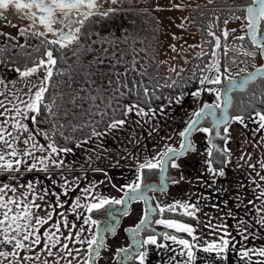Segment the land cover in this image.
I'll use <instances>...</instances> for the list:
<instances>
[{
  "label": "crops",
  "instance_id": "1",
  "mask_svg": "<svg viewBox=\"0 0 264 264\" xmlns=\"http://www.w3.org/2000/svg\"><path fill=\"white\" fill-rule=\"evenodd\" d=\"M38 63L27 68L4 66L0 63V80L4 82L0 84V93H3L0 95V100L4 101L5 107L10 110L4 116H0V121H8L4 124L5 139L9 140L12 148H15L18 153L17 156H11L9 153L12 148L0 144V153L4 154V160L0 161V187L9 186L4 190L5 200L13 199L22 204L39 205L31 209L34 213L33 223L35 217L45 218L48 213H52V219L47 224L38 226L41 234L46 230L55 231L52 225L62 219L60 213L67 216L69 226L75 225V228L61 226V232L64 235H67L69 231L74 234L81 227L86 229L81 237L85 240L84 244L66 241L61 236L62 243H68L72 249H79V253L73 251L72 256H67L66 252L55 255L60 248V245H57L52 249L54 255L50 257L41 246H35L32 251L18 250L20 256L33 257L32 260H25L23 264H41L43 260H48L49 264H54L56 260H59V264H68V260H72V264H84V261L88 260L87 240L97 235V225L83 223L88 216L96 220L86 207L72 211V204L76 198H80L82 205L96 203L101 198L120 199L122 192L128 190L126 186L137 182L138 167L141 163L160 158L168 147H178L182 138L180 133L195 117L194 113L208 102L218 103L216 91H208V89H221L210 84L197 85L190 90L185 99L152 111L142 108L149 113L148 115H140L138 110L134 109L121 119L125 121L123 125L117 128L108 126L92 137L77 142L71 148H60L51 143L35 126L31 119L35 112L26 107L27 103L34 98L36 86L47 76L48 65L40 67L30 77H22L20 72ZM196 91H200L198 97L192 95ZM14 107L19 108L24 115L17 116ZM2 111L3 109H0V112ZM236 116L240 115L232 116L229 123L225 125L229 131L227 144L223 139L222 148L227 147L231 155H227L226 159L230 163L222 166L225 175L218 176L217 193L213 191V183L205 187L207 184L204 178L206 176L203 175V164L201 175L198 167L202 161L206 163L207 161L201 158L197 151L186 159L183 166L181 165L185 168L180 177L185 183L179 182L181 200L184 201L183 203L195 205L198 209L194 222H190L195 229L193 235L196 239L193 240L192 236L183 232L181 235H176L163 231L160 237L155 233H148L143 241L149 236H155L158 245L164 244L167 247L143 245L139 254L146 253L144 264H264V256L259 254L261 250H264V222H262L264 221V196L261 195V192H264V180L257 175V172L264 175V169H261L259 164L260 161H264V141L261 140V137H264V130L254 131L258 127V117L255 114L244 117V124L232 120ZM17 121L27 125L28 131L14 129L12 125ZM8 132L12 135L8 136ZM29 136L33 139L25 144L24 141ZM13 137L19 138L13 140ZM33 144L36 145L35 148ZM49 144H53L58 150V153L51 154L52 158L63 161V164L56 167L46 160L49 167L45 171L42 170L43 165L39 161L47 158L51 153ZM41 146L44 151L40 150ZM59 149L71 151L60 152ZM207 149L204 146L200 148V151L205 155ZM26 152H31L32 155H25ZM241 156L244 159H240ZM9 160L13 163V170L3 166ZM17 160L21 163L17 164ZM32 164H36L35 169L31 168ZM249 164L255 165V169L249 167ZM194 181L198 183L193 184ZM30 183L31 189L27 187ZM11 188H15L16 191L12 192ZM85 189L88 191L86 192ZM41 196L44 198L40 199ZM57 197L63 207L58 206ZM3 211L5 210L0 209V212ZM0 219H3L2 215ZM164 233L188 240L193 245L194 260L188 259V250L182 245L165 240ZM3 238V235H0V240ZM223 239L229 241L223 252L204 251L209 244L220 246ZM13 250L12 244H0V251ZM245 251L248 252L247 256L243 255ZM139 254L132 264H140ZM36 255L40 256V260L35 259ZM61 256L64 259H61ZM10 261L12 264H19V256L15 258L8 256L7 259L0 257V264H9Z\"/></svg>",
  "mask_w": 264,
  "mask_h": 264
},
{
  "label": "trees",
  "instance_id": "2",
  "mask_svg": "<svg viewBox=\"0 0 264 264\" xmlns=\"http://www.w3.org/2000/svg\"><path fill=\"white\" fill-rule=\"evenodd\" d=\"M250 1L214 0L195 7L193 24L203 38V48L185 70L176 74L166 75L159 59V19L149 8L129 6L113 7L106 11L107 15L84 21L77 33L79 39L64 44V47L45 40L37 48L13 51L0 44V63L27 68L45 59L47 50L52 51L56 63L52 65V76L39 104V114H34L36 120L33 123L55 146L71 148L77 142L103 131L114 120L123 119L130 104L155 110L185 99L190 90L198 85L201 69L211 54L214 36L209 32L220 37L221 45L216 49V57L220 63L222 82L213 85L222 87L229 78H238L247 73L249 70L246 68L241 72L228 71L230 63L222 34L225 21L244 18V6ZM263 26L264 22H261V28ZM244 37L249 47L257 50L261 57L258 46L248 39L246 33ZM250 64L252 68L256 67ZM145 88L148 89L147 96ZM228 110L230 117L264 113V76L249 82L242 90H233ZM202 122L207 123L210 129V133L205 134L204 146L208 148L205 159L212 160V166L219 169L224 165L222 161L227 159V155L217 151V148L223 149L224 126L219 128L220 135L212 138L214 145L209 142L213 126L208 117ZM209 151L212 152L211 157L208 156ZM197 154L204 155L199 149ZM178 165V168H172L168 163L169 180L181 177V165ZM157 179L158 168L142 171L141 183ZM105 207L91 212L98 223L106 214ZM183 212L179 207L175 211L165 207L163 213L158 209L157 215L194 222V217L186 216ZM163 231L181 235V232L170 229L162 228ZM145 232L153 233L150 230ZM156 235L160 237L161 233ZM104 250L103 246L100 253Z\"/></svg>",
  "mask_w": 264,
  "mask_h": 264
},
{
  "label": "snow or ice",
  "instance_id": "3",
  "mask_svg": "<svg viewBox=\"0 0 264 264\" xmlns=\"http://www.w3.org/2000/svg\"><path fill=\"white\" fill-rule=\"evenodd\" d=\"M113 3H115V0H112ZM211 2V0H209ZM10 6H14L15 9L18 11H21L24 13V16L30 20H33L35 23L36 19H39L40 24L44 25V27L47 29L48 32H52L54 35L57 34V30L53 29L52 25L53 23L57 22L56 14L59 12L63 19L60 20V23H65V27L68 28V31L65 32L63 29L59 30V39L49 41L51 44H60L61 47H64L65 45L61 43L63 40H67L68 42H71L73 40H78L79 37L77 33L80 32V28H76L75 32L72 31V25L73 23H79L83 25V19L79 21H73L71 19V14L75 11L77 13H80L84 19H87L89 16L93 15L92 9H95L97 7L96 0H0V9L7 10ZM178 7V5L176 6ZM81 9H87L86 12H81ZM27 10V11H25ZM243 11L246 12V19H247V28L249 29L248 35L250 36L253 44H257L260 46L261 51L264 52V40L258 39V37L264 36V33L261 32V22H264V0H251V2L247 5ZM37 13H39V16H37ZM102 15H107V13H102ZM3 16V12H0V17ZM236 19H240V17H236ZM225 24H227V21H225ZM232 31H235L233 29ZM24 30H21V34H23ZM45 33L41 32L39 35H44ZM209 35L215 36V33L209 32ZM223 37L227 39L229 35V31L225 30L223 32ZM174 39H179L178 37H173ZM239 40H244V36L238 37ZM220 37H215V47L218 49L220 48ZM173 47V51H175V46ZM226 54V53H225ZM201 55V54H198ZM213 57L216 56V53H212ZM47 61L41 60L36 66L28 68L27 70L20 72V75L22 77H30L34 73H36L40 67L45 66V64L48 65L47 67V76L41 83L36 86L37 90L34 93V98L31 99V102L27 103L26 107L39 114V104L43 99L44 93L47 91V80H49L52 76V65H55L56 60L53 58L52 51H48L46 53ZM213 69L216 72V75L213 77L210 76H203L199 83L201 85L204 84H220L221 81V73L220 68L218 66V61H213L212 63L205 66L204 69L201 71H208L211 72ZM19 71V69H17ZM174 71V69H173ZM227 71V69H225ZM257 74L264 75V67L257 69ZM253 75L249 74L248 79H252ZM4 82L0 80V84H3ZM247 83V80L243 81L241 86ZM126 86V85H125ZM236 86V82L232 81L229 78V88L227 89L228 92H230L234 87ZM208 91H216V98L218 103L215 105H209L205 104L203 108L200 109V111L194 113V115L197 117L196 120L191 121L187 128L180 133L182 137L185 138V143H182L180 146V151H176L175 149L168 147L165 152H163L160 155V158H153V160H147L144 163H141L138 167V174H137V182L127 185L128 191L125 192V197L129 200L138 199L141 198L139 196V193L141 191V181H142V171L147 170H153V169H160V171L163 173L167 170V165L169 161H171V167L172 168H178L179 165L175 162L176 159H178L180 156L185 154L186 149L193 148L190 142H187V138L190 136L191 132L193 130H197L204 133H210V129L208 128H197L196 125L199 123V118L207 115H211L215 118V123L213 127H218L220 123H224L227 125L229 123L228 117L224 113V107L223 105L230 103L229 100L221 101L220 90L215 89H208ZM145 96L148 95V89H144ZM0 95H3V93H0ZM193 96H199L200 91H196L192 93ZM213 108H218L221 110V114L219 117H216V113L212 111ZM0 109H3L2 112H0V116H4L6 113H8L10 110L5 107L4 101L0 100ZM134 109L138 110V114L140 115H148V112H145L142 108H139L138 105H130L126 107V113L132 112ZM205 109L208 111L206 112ZM14 111L17 116H23L24 113L21 112V110L17 107H14ZM49 111L51 109L49 108ZM149 111H152L151 109ZM256 117H258V127L255 132H260L264 130V113L256 112ZM31 119L33 121L36 120V116H32ZM232 120L239 122L241 124H244V117L242 116H236L233 117ZM8 123L7 120L0 121V144H2L4 147L12 148V144L9 143L8 139H5V127L4 124ZM125 123L124 120H114L109 127L110 128H117ZM14 129H22L23 131H28V126L20 123L17 121L12 125ZM228 127H224V133L225 136L222 137V139L225 140V143L227 144V134H228ZM96 134V133H94ZM11 132H8V136H11ZM216 135L219 136V131L216 132ZM19 137H13V140L18 139ZM33 137L29 136L28 139L24 141L25 144L29 142V140H32ZM261 140L264 141V137H261ZM33 147L35 148L36 145L33 144ZM48 148L51 149V153L47 158L40 159L39 163L43 165L42 170H47L49 167V164L47 161H50L52 165L56 167H60L63 164V161H57L56 159L52 158L51 154L58 153L57 148L53 144H49ZM41 151H44L43 147L40 148ZM60 152H66L71 151L70 149H59ZM217 151L221 152L222 155H228L230 156V152L227 147L224 149L217 148ZM11 156H17L18 153L15 148H12L11 153H9ZM25 155L31 156V152H26ZM208 156H212V152H208ZM240 159H244L243 156L240 157ZM249 159H251L249 155ZM4 160V154L0 153V161ZM155 161V162H154ZM17 164L21 163V161L17 160ZM212 160H208V171L212 173L213 175H218L223 177L225 175L224 168H220L218 171L212 167ZM225 165L230 163L229 160L222 161ZM260 168L264 169V161H260ZM9 170H13V163L12 161H6L3 165ZM249 167L255 169V165L249 164ZM32 169L36 168V164H32ZM31 170V169H29ZM257 175L260 176L261 180H264V175H260L259 172H257ZM173 183H178V181H173ZM259 187V185H257ZM28 188H32V184L27 185ZM9 188L8 185H4L3 187H0V209H4L5 211L0 212V215L3 216V219H0V235H3V239L0 240V244H12L13 245V251L11 252H3L0 251V257H4L7 259L8 256L12 257H18L19 256V264H23L25 260H32V256H20L18 250H24V251H32L35 246H41L43 250H46L47 256H53L54 253L52 249L56 248L57 245H60V248L58 252L55 255H59L60 253L66 252L67 256H72L73 251H76L79 253V249H72L69 247L68 243H62L61 242V236L64 237V240L66 241H72L74 243L84 244L85 240L82 239V233L86 231L85 228L81 227L79 231H76L74 234L69 231L67 235H64V233L61 232V226L65 228H75V225L69 226L67 216L64 213H60V216L62 217L61 220H57L53 225L52 228L55 229V231L46 230L42 234L40 233V229L38 226H42L44 224H47L49 220L52 219V213H48L47 217L41 218L39 216L35 217V222L33 223V216L34 213L32 212L33 207H39V205L34 203H20L13 199H4V190ZM12 192H15V188L10 189ZM87 192L88 189H85ZM131 193V195H130ZM65 195H67V192H65ZM261 195L264 196V192H261ZM40 199H43L44 197H39ZM58 206L63 207V204L59 203V197H57ZM109 204H117V205H124L125 200L123 199H112L109 200L107 198H101L96 203H89L87 205H82L80 203V198L77 197L76 201L72 204V211L75 212L76 209L81 207H86L87 211L89 213L93 212L94 210H99L103 208L105 205ZM159 208V211L163 213L165 211L164 207H161L157 205ZM182 208L184 209L183 214L189 217H195L196 211L198 209L195 205H189L187 203H180L177 201L176 203L169 205L168 210L169 211H175L176 208ZM191 209V210H190ZM127 215V212L124 213ZM79 218V217H77ZM147 221V212L145 213L144 219H141L140 223L136 225L135 228L131 229L134 234L138 233L141 230V226L144 225ZM264 222V221H262ZM83 223L85 225H98V222L94 219H92L91 216H88L84 219ZM157 224L164 225L166 228L173 229L176 232H183L187 233L189 236H192V239L195 240L196 237L193 235L195 229L187 224V223H181L176 220H165L160 219L156 221ZM14 226V227H13ZM59 233V234H58ZM98 235V233H97ZM97 235H93V237L89 240H87V246H88V256L89 260L84 261V264H89V261L94 258V256L99 255V250L101 246L103 245V241L97 240ZM43 237V239H42ZM163 237L165 240H171L172 242L182 245L185 249H187V256L188 259L194 260V253L192 251L193 245L186 239H178L175 235H170L168 233H164ZM140 247H143V245H157V247L164 248L167 247V245L164 244H157V238L155 236H149L146 240H144L142 243L137 242ZM229 241L227 239L222 240V244L220 246H217L216 244H209L206 248H204V251L206 252H223L225 248L228 246ZM95 245V248L93 246ZM118 252H127V249H120ZM261 256H264V250H261L259 253ZM244 256L248 255V252L245 251L243 253ZM146 253L141 252L139 254V261L140 264H144ZM61 259H64L63 256L60 257ZM36 260H40V256H35ZM75 259V257H73ZM127 259V257H125ZM9 264H12V261L9 262ZM41 264H49L48 260L41 261ZM54 264H59V260L54 261ZM68 264H72V260H68Z\"/></svg>",
  "mask_w": 264,
  "mask_h": 264
},
{
  "label": "rangeland",
  "instance_id": "4",
  "mask_svg": "<svg viewBox=\"0 0 264 264\" xmlns=\"http://www.w3.org/2000/svg\"><path fill=\"white\" fill-rule=\"evenodd\" d=\"M224 1L234 2L235 0ZM207 2H209V0H115V3H113L112 0H96L97 7L92 9V12L94 13L93 15L89 16L87 19H84L80 13H74L71 15V19L74 22L81 19L86 21L88 19L101 16L102 13H105L107 10L113 7L129 6L137 8H149L159 19V31L161 34L159 59L162 63L164 73L166 75H171L185 70L189 66L192 59L203 48V38L201 37L198 29L193 24V15L195 7ZM177 5L178 7H176ZM0 12H2L1 9ZM246 25L247 23L244 18H234L232 20H227V24H225L223 27V32L225 30L229 31V35L227 39H225L224 43L228 51V62L230 63L228 71L236 70L241 72L243 68H246L250 71L253 69L250 63H253L255 66L263 65V61L261 57L258 56L257 50L253 49L251 46L249 47L245 39H238L240 36H245ZM80 26L81 24L79 23H73L72 30L75 32V29L80 28ZM233 29H235V31H232ZM21 30H24L23 34H21ZM41 32L45 34L39 35ZM173 37H178L179 39H174ZM215 37L217 36H214L213 48L205 66L212 63L213 61H218L217 57H213L212 55L213 52L216 53L217 49L215 47ZM57 39H59L58 35L51 34L44 29L31 28L24 24H20L19 26H11L0 21V44L12 49L13 51H27L39 47L45 40L53 41ZM61 43L69 44L70 42L63 40ZM172 46H175V51H173ZM47 52L48 50L45 53ZM43 60H47V56ZM219 64L220 63L218 61V66ZM205 66L202 69H204ZM215 75L216 72L214 69L211 72L201 71L198 79V85L201 86L199 81L203 76L213 77ZM205 85L207 84H204V86ZM219 88L221 89V87ZM206 124L207 123L202 122L197 126V128H205L207 126ZM191 141V145L193 146L194 150L189 148V150L184 155L175 160L177 164L183 166L186 159H189V156L192 153L198 151V149L200 150V148H204V144H206L205 133L195 130L191 135ZM201 156L205 158V155ZM169 164L171 165V161H169ZM202 164L204 167V173L203 170H201ZM188 168L192 167L188 166ZM183 170H185V168L181 167V173H183ZM198 171L200 175L203 173V175L206 176L204 177L206 179L205 183L207 184L205 187L211 186L213 183V191L214 193H217L218 188L216 185L218 184V175H213L208 171V164L205 161H202L199 164ZM196 172L197 171H195V173ZM173 181H178V183H173ZM179 182H184V180L182 181L180 177L179 179L168 180L166 190L162 192L151 191L152 196H154L153 199L155 205L168 208L169 205H172L177 201L183 203L184 201L181 200ZM198 182L194 181L193 184ZM215 199L216 197L214 198V201ZM210 201L212 200L210 199ZM181 210L184 211L182 208ZM143 215V200L135 199L130 201V207L127 215L123 214L120 216L116 230L112 233H105L103 242L105 250L95 258V264H120L117 259V253L118 250L122 249L127 244V234L125 232V228L136 224L139 220H141ZM155 219L156 221L160 219L176 220L178 222L191 225L190 222L183 221L182 219L176 217H163L161 215H157ZM162 226L166 228L164 225Z\"/></svg>",
  "mask_w": 264,
  "mask_h": 264
},
{
  "label": "water",
  "instance_id": "5",
  "mask_svg": "<svg viewBox=\"0 0 264 264\" xmlns=\"http://www.w3.org/2000/svg\"><path fill=\"white\" fill-rule=\"evenodd\" d=\"M248 4H246L244 6V9L247 7ZM244 19H245V21L247 23L246 12L245 11H244ZM261 32L264 33V30H261ZM248 33H249V29L247 28V25H246V34H247V37L252 42V40H251L250 36L248 35ZM258 39L264 40V36L258 37ZM255 45H257V44H255ZM258 52H259V55L261 56V58L263 60V65L254 67L253 69H251L250 71H248L247 73L241 75L238 78H232L231 80L234 81V82H236V86L230 92L227 91V89L229 88V80H227L223 84V86L221 87V90H220L221 91V101H225V100H229L230 99V103H231V92L233 90H242L243 88L246 87V85L249 82L255 80L259 76H264V75L257 74V69H260V68L264 67V52L261 51L260 46H258ZM249 74H252L253 75V78L252 79H248ZM245 80H247V83L244 84L243 86H241L242 82L245 81ZM230 103L223 105V107H224V113L228 117L229 120L231 118L230 117V114H229V110H228L229 109V106H230ZM206 104L215 105V103H213V102H208ZM203 106L201 108H203ZM205 111L207 112L208 110L205 109ZM212 111H214L216 113V117H219L220 114H221V110L218 109V108H213ZM205 117H208V119H209V121H210V123H211L212 126L214 125L215 118L213 116H211V115H207V116H203V117L199 118V123L196 125V127L203 121V119ZM196 119H197V117L195 116L191 121L196 120ZM222 126H225V124L224 123H220L218 125V127H213V132L209 135V142L210 143H213L212 138L214 136H216V132L219 131V128L222 127ZM194 131L195 130H193L191 132L190 136L187 138V142L192 143V141H191V135H192V133ZM182 143H185V138L184 137L181 138L180 145L178 147H174L173 149H175L176 151L179 152L180 151V146H181ZM213 144L215 145V143H213ZM188 150H189V148L186 149L185 153ZM167 169H168V165H167ZM166 188H167V170L162 173L160 171V169H158V180L157 181H149V182H146L143 185H141V191L139 193V196L141 198H138V199H141L144 202L145 211H144V216H143L142 219H144L145 213L147 212V221H146V223L144 225L141 226V230L146 227V228H150L152 230H155L157 232H161V229H156L155 227H153L150 224L153 215L157 212V208L151 202V195L148 193V191L150 189L156 190V191H164ZM127 191L128 190H125L124 192H122V195H121V199L125 200V204L124 205H122L121 207H116L115 204H109V205L106 206V214H107V217H106L105 221L102 224L98 225L97 228H96V232L98 233V235H97L98 242L101 241V240L104 242V236H105V229L104 228L106 226V223L111 219V215L114 214L116 216V219L112 223L111 228L108 229V232H110V233H112V232H114L116 230V226H117V224H118V222L120 220V216L123 215L125 212H128L129 207H130V201H132V200H129V199H127L125 197V192H127ZM130 195H131V193H130ZM133 200H135V199H133ZM112 208H114L113 209V213H112V210H111ZM140 221L141 220H139L137 222V224H139ZM136 225H134V226H128V227L125 228V232H126L127 236L129 237L130 245L127 246V247H125V248H123V249H127V252H118L117 253V259H118V261H119L120 264H128V262L132 260L133 256L134 255H138L139 252H140L141 247L139 246V244L137 242H141L142 243V238L139 237V236H137V233L134 234L132 231H130L131 229L135 228ZM100 227H102V229H100ZM102 247H103V245L101 246V248ZM93 248H95V245L93 246ZM99 253H100V250H99ZM96 257L97 256H94V258H92L89 261V264H95V258ZM125 257H127V259H125ZM88 260H89V256H88Z\"/></svg>",
  "mask_w": 264,
  "mask_h": 264
},
{
  "label": "flooded vegetation",
  "instance_id": "6",
  "mask_svg": "<svg viewBox=\"0 0 264 264\" xmlns=\"http://www.w3.org/2000/svg\"><path fill=\"white\" fill-rule=\"evenodd\" d=\"M87 9H81V12H84V11H86ZM1 11L3 12V16L2 17H0V21L1 22H5L6 24H9V25H11V26H15V25H20V24H24V25H27L28 27H31V28H36V29H44V30H46L47 31V29L44 27V25H42V24H40V22H39V19H36V21H35V23L33 22V20H30V19H28V18H26L25 16H24V13L23 12H21V11H18L17 9H15V7L14 6H10L7 10H3V9H1ZM25 11H27V10H25ZM74 13H77V12H73L72 14H74ZM71 14V15H72ZM37 16H39V13H37ZM56 17H57V22L56 23H53V25H52V27H53V29H55V30H57V34L56 35H58L59 36V30L60 29H63L65 32H67L68 31V28L67 27H65V23H66V21H65V23H60V20H62L63 19V17H62V15L59 13V12H57V14H56ZM261 30H264V26H263V28H261ZM73 31V30H72ZM74 32V31H73ZM51 34H53L52 32H50ZM158 180V179H157ZM157 180H155V181H157ZM168 180H169V174L167 173V185H168ZM144 183H146V182H144ZM144 183H141V185H143ZM166 190V189H165ZM154 192V191H156V190H152V189H150L149 191H148V193L151 195V202L155 205V203H154V201L152 200V198L154 197V196H152V192ZM124 192V191H123ZM159 192H162V191H159ZM121 199V198H120ZM107 206V205H106ZM115 206L116 207H121L122 205H117V204H115ZM156 206V205H155ZM156 208H157V211H158V207L156 206ZM113 209L114 208H112L111 210H112V213H113ZM144 211H145V208H144ZM105 213H106V207H105ZM144 216V215H143ZM156 216H157V212L153 215V217H152V220H151V222H150V224L153 226V227H155L156 229H161V232H157V231H155V230H152V229H150V228H143L142 230H140L138 233H137V236H139V237H141L142 238V242H143V239H144V236H146V235H148V233L147 232H145V230H150V231H152L153 233H155V234H157V233H162V228H164L162 225H160V224H157L156 223ZM106 217H107V214H105L103 217H102V220L101 221H99V223H98V225H100V224H102L104 221H105V219H106ZM143 218V217H142ZM141 218V219H142ZM116 219V216L114 215V214H112L111 215V219L106 223V226H105V233L106 232H108V229L109 228H111V225H112V223L114 222V220ZM137 224V223H136ZM136 224H134V225H136ZM97 225V226H98ZM134 225H132V226H134ZM100 229H102V227H100ZM166 229V228H165ZM130 245V242H129V237L127 236V244L123 247V248H125V247H127V246H129ZM104 246V245H103ZM122 248V249H123ZM141 249H142V247H141ZM141 249H140V251H141ZM136 256L137 255H134L133 256V258H132V260L131 261H129L128 262V264H132V262L134 261V259L136 258Z\"/></svg>",
  "mask_w": 264,
  "mask_h": 264
}]
</instances>
